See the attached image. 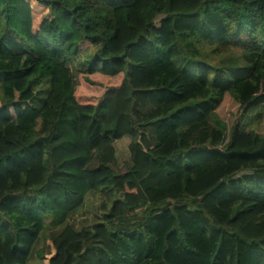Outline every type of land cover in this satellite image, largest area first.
Wrapping results in <instances>:
<instances>
[{"label":"trees","instance_id":"obj_1","mask_svg":"<svg viewBox=\"0 0 264 264\" xmlns=\"http://www.w3.org/2000/svg\"><path fill=\"white\" fill-rule=\"evenodd\" d=\"M263 114L264 0H0V264H264Z\"/></svg>","mask_w":264,"mask_h":264},{"label":"rangeland","instance_id":"obj_2","mask_svg":"<svg viewBox=\"0 0 264 264\" xmlns=\"http://www.w3.org/2000/svg\"><path fill=\"white\" fill-rule=\"evenodd\" d=\"M158 22L156 23V25ZM94 52L93 49L88 50L85 54L90 55ZM84 54V55H85ZM143 99L138 101L135 105V108L133 110V122L135 124L136 129L140 131L139 127L141 123L148 122V120L151 118V110L153 109L152 106V96L149 94H146L142 96ZM236 105L232 103V101H228L227 104L223 107V109L219 112V117L221 120L226 124L227 128H230L231 124L234 122L236 117ZM264 116V114H263ZM257 132H264V118L261 122V125L259 127H255ZM123 142H121L122 144ZM129 165V161L126 159H122L119 161V164L117 166V169L119 172L124 173ZM92 167L97 166L96 160L93 161ZM99 207H100V200L97 198V196L89 197L85 203V209L83 212H80L77 217L74 219V223H76L78 226L87 225L92 223L96 220V217L99 215ZM72 222V221H71ZM48 234H46V237ZM49 241L46 242V245ZM43 243L41 241V244L38 246V249L43 248ZM28 264H44L40 263L39 260L36 257H32ZM134 264V263H129Z\"/></svg>","mask_w":264,"mask_h":264}]
</instances>
